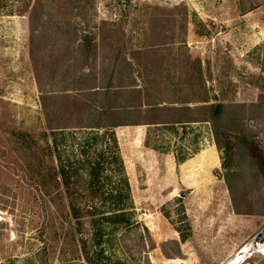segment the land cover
Instances as JSON below:
<instances>
[{"label":"rangeland","instance_id":"rangeland-1","mask_svg":"<svg viewBox=\"0 0 264 264\" xmlns=\"http://www.w3.org/2000/svg\"><path fill=\"white\" fill-rule=\"evenodd\" d=\"M147 71L173 79L162 92L194 122L120 126L119 150L79 130L111 106L91 87ZM219 103L218 122L203 121ZM120 159L129 228L96 221L116 209ZM94 179L104 192L90 198ZM69 203L94 213L78 225ZM259 232L264 0H0V264H220Z\"/></svg>","mask_w":264,"mask_h":264},{"label":"trees","instance_id":"trees-1","mask_svg":"<svg viewBox=\"0 0 264 264\" xmlns=\"http://www.w3.org/2000/svg\"><path fill=\"white\" fill-rule=\"evenodd\" d=\"M73 0H70L72 2ZM105 24V23H102ZM58 27V26H57ZM35 31H33V36ZM85 39H89V37H84ZM32 43V38H31ZM97 77V76H96ZM98 78V77H97ZM97 78H95L97 80ZM143 80L140 81V84L135 83V81H129L128 85H119L114 86V83H107L105 85L102 84V87L98 89L100 86L95 85L89 89V92L94 93V96L97 97L100 95V92H105L106 97H108V104L111 106L103 109H97V112L93 114V110L91 111V119L94 118L97 122L94 125H86L80 126L79 130L87 129L91 130V132H101L100 138L98 135L93 138V142L98 141V139L105 140L108 142L114 149L119 150V140L116 134L115 129L120 126H128V125H139V126H147L148 128H162L166 130L175 129L176 125L184 126L185 123H192V119H188L184 121L180 115H177L176 112L179 111H189V107L183 106L181 108H177L179 102H176L174 99L170 97V95H165L162 92L164 85L168 86V84L173 85L174 81L171 77L157 78L156 76H152L150 71H147L144 75H142ZM202 79L198 78V85L200 86ZM121 84V82L119 83ZM155 87L158 90H154ZM68 92V91H67ZM81 93L76 91L75 97H80ZM41 105L44 107V100H41ZM181 109V110H179ZM184 109V110H182ZM206 115L203 121L209 122L215 125L218 122L219 118L223 114L224 105L219 104H211L203 107ZM120 112H127L131 115L137 116L136 122L130 123H122L121 121H117L116 117ZM64 130V129H63ZM54 133V132H53ZM187 156H177L176 161L178 164H182L188 160ZM114 159H116L114 157ZM122 171L121 173V184L122 188L117 189L114 195V191H111L107 196L110 198L117 199L114 208L115 211L109 216H105L96 221H100V223L105 224L106 222H111L113 224L118 225L120 228H129L132 226L133 222L131 221L130 213L128 212L129 204L127 202L131 199V187L129 183V179L125 173L124 162L120 159ZM56 183L59 184V181L66 187V194H71L70 192V181L71 176L68 175L67 171L61 168L58 172H56ZM97 179V176H96ZM94 179L91 184V196H97L100 192H104L101 190L99 186V180ZM97 181V182H96ZM59 189L60 186L56 185ZM69 216L72 219L76 220L78 225H82V218L87 217L90 218L94 213V207L88 206L86 210L82 209L79 205L75 203H69ZM85 213V215H83Z\"/></svg>","mask_w":264,"mask_h":264},{"label":"built area","instance_id":"built-area-1","mask_svg":"<svg viewBox=\"0 0 264 264\" xmlns=\"http://www.w3.org/2000/svg\"><path fill=\"white\" fill-rule=\"evenodd\" d=\"M264 258V236L261 232L248 238L220 264H252L256 259Z\"/></svg>","mask_w":264,"mask_h":264}]
</instances>
